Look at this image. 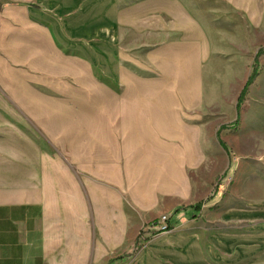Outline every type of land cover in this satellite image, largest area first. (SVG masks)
<instances>
[{"label":"crops","instance_id":"0c3cea01","mask_svg":"<svg viewBox=\"0 0 264 264\" xmlns=\"http://www.w3.org/2000/svg\"><path fill=\"white\" fill-rule=\"evenodd\" d=\"M218 66L180 0H0V264H264L243 174L264 72L219 131L249 73L204 94ZM161 215L171 228L135 246Z\"/></svg>","mask_w":264,"mask_h":264},{"label":"rangeland","instance_id":"374dc122","mask_svg":"<svg viewBox=\"0 0 264 264\" xmlns=\"http://www.w3.org/2000/svg\"><path fill=\"white\" fill-rule=\"evenodd\" d=\"M180 1L185 3L188 12L193 17H195V19H197L198 23H200L207 40L211 42L214 51H217L218 53V82L215 84L210 82V70L208 67H204L203 93L216 94L219 91L225 89V94L231 97V92L234 91L238 84L236 82H233V85H231L230 88L226 87L225 84H223L225 81H223V79H225L227 76V68L229 66L232 67L233 65H235L236 69H239L240 76H242L243 74L246 75L247 72L250 73L255 54L260 48H264V0ZM133 57L139 62H144L145 59V55L142 54H136ZM259 65L260 76L261 73L264 72V54L259 57ZM248 95L249 93L247 94L244 102L241 104L240 111L242 110V106L245 104ZM252 107L253 106L250 107V111L253 110ZM250 111L245 114V119L246 125H248V128L251 129L258 123V120L253 117ZM259 125L261 127L260 129H262V127H264V121ZM249 136L251 137L252 135L249 134ZM263 138L264 128L254 136L255 149L250 152L248 158L245 160L247 165L243 171V174H247V177L250 176L249 183L251 185V192H254L257 196L264 194ZM256 142H258L260 148H256ZM235 173L236 172H233V174L231 173L228 177L226 176V173L219 176L213 186L212 194L215 195L217 192L216 190L219 187L221 193H227L229 187H231V184L234 182L233 177ZM200 205V208H204L206 206L204 205V203H201ZM200 208L198 210H200ZM165 216L167 217V215ZM159 218L149 225L143 227L139 231L140 237L139 235L138 237L141 240V244L145 243L154 234V232L150 230V228L158 222Z\"/></svg>","mask_w":264,"mask_h":264},{"label":"trees","instance_id":"16d2710c","mask_svg":"<svg viewBox=\"0 0 264 264\" xmlns=\"http://www.w3.org/2000/svg\"><path fill=\"white\" fill-rule=\"evenodd\" d=\"M263 54H264V48H260L253 58V62L251 65V72L249 73V75L246 79V82H245L244 86L242 87V89L238 95V98H237V103H236V107H235L236 118H235L234 122L229 124V125L220 126L219 131L225 130V129H233L234 130L239 125V123H240V112H241L240 106L244 102L247 94L249 93L250 86L255 82V80L257 79V77L260 74L259 57ZM221 145L224 147L223 143H221ZM200 206H201L200 204H196L194 206V208L199 209ZM176 212H178V210H176L175 213ZM170 228H171V225H170V222L168 220L167 221V229L169 230ZM139 237H140V233H139ZM139 237L135 243V246H137V247L141 246V240Z\"/></svg>","mask_w":264,"mask_h":264},{"label":"built area","instance_id":"2783aa9c","mask_svg":"<svg viewBox=\"0 0 264 264\" xmlns=\"http://www.w3.org/2000/svg\"><path fill=\"white\" fill-rule=\"evenodd\" d=\"M167 221L168 217L165 215L161 216L156 224H154L150 230L154 232V234L163 233L168 231L167 229Z\"/></svg>","mask_w":264,"mask_h":264}]
</instances>
